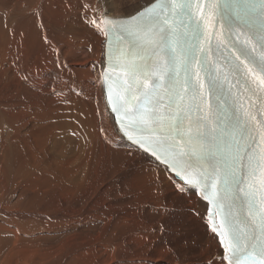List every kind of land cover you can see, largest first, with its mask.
Instances as JSON below:
<instances>
[{"label": "bare ground", "instance_id": "1", "mask_svg": "<svg viewBox=\"0 0 264 264\" xmlns=\"http://www.w3.org/2000/svg\"><path fill=\"white\" fill-rule=\"evenodd\" d=\"M123 1L0 0V264H220L207 203L109 114L104 18L152 2Z\"/></svg>", "mask_w": 264, "mask_h": 264}, {"label": "snow or ice", "instance_id": "2", "mask_svg": "<svg viewBox=\"0 0 264 264\" xmlns=\"http://www.w3.org/2000/svg\"><path fill=\"white\" fill-rule=\"evenodd\" d=\"M205 8L209 26L219 16L227 41L218 38L223 32L210 33L202 46ZM105 20L110 66L127 77L113 81L122 85L113 108L121 129L174 174L178 192L198 188L214 205L220 264H264V119L240 103L244 92L264 93V0H152L129 22ZM161 79L166 114L162 98L152 95ZM205 87L215 107L193 123L181 115L182 93L191 91L195 101Z\"/></svg>", "mask_w": 264, "mask_h": 264}, {"label": "rangeland", "instance_id": "3", "mask_svg": "<svg viewBox=\"0 0 264 264\" xmlns=\"http://www.w3.org/2000/svg\"><path fill=\"white\" fill-rule=\"evenodd\" d=\"M122 3H124V4H122ZM121 5H123V6H121ZM128 5L130 6V2L129 1H126V0H124L123 2H121V3H119V8H120V6L122 7V8H120L122 11L121 12H124L125 14H128L129 13V11H128V9H129V7H128ZM123 7H125V8H123ZM162 226L164 227V225L162 224ZM184 231V230H183ZM168 232H169V230H168ZM186 232V231H185Z\"/></svg>", "mask_w": 264, "mask_h": 264}]
</instances>
